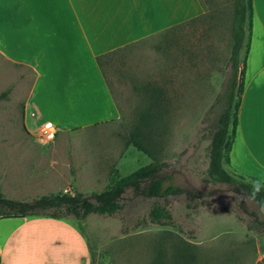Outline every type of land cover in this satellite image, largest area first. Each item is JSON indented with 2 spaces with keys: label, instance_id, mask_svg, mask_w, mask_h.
<instances>
[{
  "label": "rangeland",
  "instance_id": "rangeland-1",
  "mask_svg": "<svg viewBox=\"0 0 264 264\" xmlns=\"http://www.w3.org/2000/svg\"><path fill=\"white\" fill-rule=\"evenodd\" d=\"M202 3L205 16L102 59L118 118L79 129L54 125L50 141L41 137L43 121L29 108L25 112L33 72L12 74L0 65L5 198L32 202L74 189L89 196L106 187L114 170L127 175L153 159L167 164L161 174L183 190L147 197L129 188L122 210L112 216L90 214L82 222L65 216L84 235L90 264H175L181 247L192 255L189 264H264V237L248 229L264 210L245 192L212 183L206 172L212 126L222 108L218 98L230 75L233 0ZM136 126L149 153L128 143ZM155 202L168 208L170 223L142 221Z\"/></svg>",
  "mask_w": 264,
  "mask_h": 264
},
{
  "label": "crops",
  "instance_id": "crops-1",
  "mask_svg": "<svg viewBox=\"0 0 264 264\" xmlns=\"http://www.w3.org/2000/svg\"><path fill=\"white\" fill-rule=\"evenodd\" d=\"M252 1L233 171L264 184V0ZM202 0H0V65L32 71L25 112L56 127L118 118L97 57L207 14ZM205 18V17H204ZM42 125V124H41ZM0 264H90L79 228L66 219L0 217Z\"/></svg>",
  "mask_w": 264,
  "mask_h": 264
},
{
  "label": "trees",
  "instance_id": "trees-1",
  "mask_svg": "<svg viewBox=\"0 0 264 264\" xmlns=\"http://www.w3.org/2000/svg\"><path fill=\"white\" fill-rule=\"evenodd\" d=\"M251 23L252 1L233 0L229 53L230 75L223 92L218 98L222 108L212 126L206 172L212 183L227 184L245 192L264 210V184L255 177L243 175L226 168V165H229V154L236 130L242 77L248 52L247 37ZM116 50L98 56V63L101 65L102 59ZM239 67L242 68V75L241 88L237 95ZM145 115L143 114L140 119L141 124H144ZM140 135V129L136 126L128 143H132L139 150L149 153V150L139 138ZM166 166L165 162L153 159L150 163L138 167L127 175H119L118 171L114 170L106 187L100 191L92 192L89 196L74 189L66 193L58 192L42 195L32 202H27L7 199L0 192V217L19 215L63 219L65 216L72 215L76 220L82 222L90 214L112 216L122 210V195L129 188L133 189L135 193L147 197H167L183 193L182 188L171 182L172 177L170 175L161 174ZM144 220L153 224L166 225L172 221V215L165 205L155 202L146 217L142 219L143 222ZM248 229L255 230L264 237V218L251 223ZM190 257L192 258V255L188 253L187 248L181 247L177 255L174 256V263L189 264Z\"/></svg>",
  "mask_w": 264,
  "mask_h": 264
},
{
  "label": "built area",
  "instance_id": "built-area-1",
  "mask_svg": "<svg viewBox=\"0 0 264 264\" xmlns=\"http://www.w3.org/2000/svg\"><path fill=\"white\" fill-rule=\"evenodd\" d=\"M56 127L49 121H45L44 123H42L41 125V137L45 140V141H50L54 138L55 134H56Z\"/></svg>",
  "mask_w": 264,
  "mask_h": 264
},
{
  "label": "water",
  "instance_id": "water-1",
  "mask_svg": "<svg viewBox=\"0 0 264 264\" xmlns=\"http://www.w3.org/2000/svg\"><path fill=\"white\" fill-rule=\"evenodd\" d=\"M241 75H242V68L239 67V73H238V79H237V88H236V94L238 95L241 88ZM263 262H264V254H263Z\"/></svg>",
  "mask_w": 264,
  "mask_h": 264
}]
</instances>
